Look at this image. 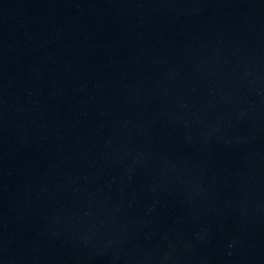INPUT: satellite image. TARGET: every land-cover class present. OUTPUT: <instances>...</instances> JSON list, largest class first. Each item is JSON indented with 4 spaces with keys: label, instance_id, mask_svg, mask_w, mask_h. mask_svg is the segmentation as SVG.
<instances>
[{
    "label": "water",
    "instance_id": "1",
    "mask_svg": "<svg viewBox=\"0 0 264 264\" xmlns=\"http://www.w3.org/2000/svg\"><path fill=\"white\" fill-rule=\"evenodd\" d=\"M0 264H264V0H0Z\"/></svg>",
    "mask_w": 264,
    "mask_h": 264
}]
</instances>
